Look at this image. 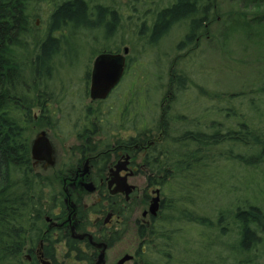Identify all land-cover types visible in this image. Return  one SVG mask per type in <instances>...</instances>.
<instances>
[{
	"label": "trees",
	"instance_id": "16d2710c",
	"mask_svg": "<svg viewBox=\"0 0 264 264\" xmlns=\"http://www.w3.org/2000/svg\"><path fill=\"white\" fill-rule=\"evenodd\" d=\"M217 1L173 0L159 7L148 24V42L157 44L176 24L184 23L186 34L178 47L194 44L215 18ZM244 1L246 7L264 5V0ZM40 2L54 5L44 37L36 35L32 21L34 6ZM93 2L0 0V264H38L34 253H31L33 259L28 260L26 254L32 250L25 249L44 237L46 255L59 264L53 246L64 236L59 234V239H54L51 232L45 235L43 229L46 217L57 218L54 210L65 208V204L56 187L57 178L37 170L31 156L34 108L41 109L40 119L46 116L48 104L40 93L32 101L27 78L30 75L31 86L38 87L52 75L63 41V36L55 35L56 31L104 28L107 36L112 33L117 24V8ZM237 23L246 31L254 25L264 27V13L250 16L241 12ZM142 25L146 26V20ZM102 51L120 52L105 47L94 53ZM129 65L128 61L126 72ZM86 78L90 79V70ZM123 80L113 93L120 89ZM186 82L181 74L171 76L160 104L153 103L149 97V86H134L128 97L122 99L119 110L109 105L106 110L98 107L87 114V119H95L97 123L89 133L100 136L96 142L87 143L89 151L100 152L121 143L153 141L145 158L151 170L148 184H159L165 191L173 190L177 197H182L167 196L166 207L159 215L163 214L162 220H156L141 232L145 250H136L135 264H264V81L260 80L247 92L210 94L216 101L213 110L222 114V121L206 119L204 114L189 117L176 113L173 96L184 91ZM113 93L99 101V105L108 104ZM205 121H209L207 126ZM127 133V139L121 138ZM98 143H102L101 147ZM228 164L254 170V180L246 181L245 198L223 205L215 221L195 214L191 207L196 206V194L202 192L201 186H221L232 192L225 184L223 173ZM163 168L164 172H158ZM212 168H216L214 173L205 171ZM184 204L190 208L180 207ZM180 220L201 226V241L207 243L205 247L209 250L192 252L177 248L180 228L174 225ZM69 242L72 249L78 248L71 250L78 261L95 264L97 251L86 253L79 250L78 240ZM213 247L218 250H211Z\"/></svg>",
	"mask_w": 264,
	"mask_h": 264
},
{
	"label": "rangeland",
	"instance_id": "374dc122",
	"mask_svg": "<svg viewBox=\"0 0 264 264\" xmlns=\"http://www.w3.org/2000/svg\"><path fill=\"white\" fill-rule=\"evenodd\" d=\"M93 1V4L100 2L117 8V24L112 33L107 36L104 28L75 31L68 28L56 31L55 35L63 36V41L60 54L54 62L52 75L38 87L31 86L33 81L30 75L27 78V89L32 101H35L34 98L40 93L41 98L46 99L45 103L48 104L46 116L40 119L38 115L41 109L34 108L36 120L31 125V145L38 134L45 131L52 142L56 157L54 166L45 168L43 164H38L37 169L57 178V190L64 187L58 179L59 168L77 159V155L74 154L75 146L82 142L77 138L78 132L85 124L90 109L94 111L101 107L106 110L109 105H114L115 109L119 110L123 105L122 99L128 97L134 86L141 88L149 86V97L153 103L160 104L171 76L181 74L186 77L187 82L184 91L173 96L176 113L187 114L189 117L204 114L206 119L215 118L222 121V114L218 115L213 110L216 101L210 94L247 92L256 87L260 80L264 81V27L254 25L252 30L246 31L237 23L241 12L250 16L264 13V5L246 7L247 2L244 0H218L215 18L205 33L199 36L194 44L179 48L178 44L186 34L184 23L176 24L157 44L148 42L150 18L159 7L168 5L173 0ZM53 9L54 5L51 2H40L34 6L32 21L38 37H44L48 32ZM145 20L146 26H143ZM105 47L118 49L120 52L128 47L130 65L120 89L113 93L108 104L99 105L91 99L90 79L86 78V74L92 68L96 55L94 52ZM221 104L225 105L224 102ZM156 108L161 112L159 106ZM208 123L209 121H205L204 126ZM142 156L140 153L137 160L141 161ZM215 169L205 171L214 173ZM223 173L226 178L225 184L232 192L221 186H201L203 190L196 194V206L193 209L191 207L195 214L209 216L215 221L223 205L241 202L240 199L245 198L248 187L246 181L247 178L254 180V170L251 168L245 170L238 164H228ZM149 174V169H145L130 178V183L139 188L133 196L137 206L123 239L107 250V264H117L126 254L135 256L136 250L142 248L141 237L137 232V221L142 219L143 211L149 210L151 205L142 199ZM154 189L148 188V192L153 195ZM166 194L172 199L182 198L177 197L173 190L166 189ZM84 196L85 201L90 204L97 199V195L93 194L85 193ZM182 206L188 210L189 205H180ZM162 215L158 222L162 220ZM94 218L95 215H92V219ZM177 226L180 228L177 239L179 250L192 252L209 250L205 247L207 243L201 241V226L188 220H180L176 226L174 225ZM59 247L60 262L83 264L73 258L67 259L65 257L67 250L61 245ZM211 250L218 249L213 247ZM136 261L138 259L134 257L125 264H135Z\"/></svg>",
	"mask_w": 264,
	"mask_h": 264
},
{
	"label": "flooded vegetation",
	"instance_id": "af4514ba",
	"mask_svg": "<svg viewBox=\"0 0 264 264\" xmlns=\"http://www.w3.org/2000/svg\"><path fill=\"white\" fill-rule=\"evenodd\" d=\"M103 52L109 51H102L101 53ZM99 54L95 55L92 68L90 70V85L94 61ZM125 73L126 69L119 84L122 82ZM119 84L111 91L109 96L114 92ZM106 99H97L92 101L99 103V101ZM85 121V124L81 126L82 128L78 132L77 136V138L82 141L79 145L75 146L76 152H74V154L77 155V159L75 161H72V163L64 164V166L59 168L58 170V179L64 185V187L61 190H58V192L65 204V208L58 207L54 210V213L58 216L57 218L47 216L45 219L46 224L43 229L45 235L51 232V236L54 239H59V234L64 236L62 240L57 241L53 246V250H56L55 258L59 264H65L64 262H60L58 260L60 245L67 250L65 253V257L67 259L73 258L74 260H77L75 258V251L71 250H78V248L72 249L70 247V239L79 241V250H83L86 253L97 251L98 254L95 259V264L97 262L98 255L100 254L101 250L104 249V246L98 247L97 244L106 245V257L107 250L117 242L121 241L127 233V230L129 228L128 223L131 220V217L133 216L137 206L135 200L133 199V196L137 193L139 188L137 185L130 183V178L136 176L145 169H149L151 173V170L148 167V162H146L145 158L147 155L146 150L148 149L150 144H153V141H150L149 144L139 142H133L132 144L121 143L109 149L101 150L100 152H91L89 151L90 145H88L87 143H89L90 140L94 141L95 139H99L100 136L91 135L89 133L91 132L90 130L93 129V126L96 127V120L86 119ZM82 132H87V134L83 136L81 135ZM121 138L127 139L128 136L125 137L123 135L121 136ZM101 145L102 143L99 144V147H101ZM140 153H142L143 155L141 161L137 160ZM53 156V165L48 164L46 160H35L32 158L34 167L37 169L38 164H43L45 168L54 166L56 164V157L54 153ZM118 166L121 167V170L117 173ZM164 171V168L162 170H158V172ZM167 171L169 172L171 170L169 169ZM101 174H105V177H102ZM126 175L128 176V184L134 186L129 196H127L126 192L114 191L118 187V184L117 181H112L114 178H121ZM90 183H92V185L94 186L93 190H89L87 187V185ZM151 187L155 188L153 190V195L148 192V188ZM157 190H159L160 195V206L157 215H151L149 213V210L145 209L142 213V219L137 221V232L139 237H141L140 246H142V248L139 247L140 250H145V239L143 236H141V232L144 229L147 230L150 226H152L154 222L158 220L160 212L162 211L164 206L166 207L167 194L165 188L159 184L154 186L147 184L142 199L148 201L150 204L152 202V199L158 195ZM85 193L97 195V199L95 200V202L91 204L87 203L85 201ZM92 215H95L94 219H92ZM82 234L87 235L83 238L77 237V235ZM88 235L92 236V240ZM46 243L47 242L44 237L41 238L38 244L28 245L25 250H32V252L28 251V253L26 254L28 260L33 259L31 253H34L38 264H47V262L56 264L54 258L46 255L44 251L47 250L45 248ZM81 262L83 264H87L86 260ZM126 262H124L123 264H125Z\"/></svg>",
	"mask_w": 264,
	"mask_h": 264
},
{
	"label": "water",
	"instance_id": "95a60500",
	"mask_svg": "<svg viewBox=\"0 0 264 264\" xmlns=\"http://www.w3.org/2000/svg\"><path fill=\"white\" fill-rule=\"evenodd\" d=\"M129 53V48L125 47L123 52L119 53H111V52H103L99 54L95 61L92 71L91 77V85H90V96L92 100L97 99H106L111 91L119 84L121 81L127 64V54ZM53 145L47 136L45 131L38 134V136L34 139L31 146V154L32 158L35 160H46L48 164H54V156H53ZM121 170V167H117V173ZM116 173V174H117ZM127 175L124 177L114 178L112 181H117L118 187L114 191H123L126 192L127 196L132 191L134 186L129 185L127 182ZM89 190H93L94 186L92 183L87 185ZM158 195L152 199L149 213L151 215H157L159 206H160V195L159 190H157ZM87 234L77 235L79 238H83ZM92 240V236L88 235ZM95 244V243H94ZM98 247L104 246V249L101 250L98 255V259L96 264H106L105 257V248L106 245L97 244ZM134 256L132 254H126L123 256L118 264H123L126 261L133 260ZM47 264H51L47 262Z\"/></svg>",
	"mask_w": 264,
	"mask_h": 264
}]
</instances>
